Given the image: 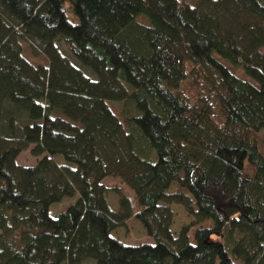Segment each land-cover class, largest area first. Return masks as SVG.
I'll list each match as a JSON object with an SVG mask.
<instances>
[{
	"label": "trees",
	"instance_id": "1",
	"mask_svg": "<svg viewBox=\"0 0 264 264\" xmlns=\"http://www.w3.org/2000/svg\"><path fill=\"white\" fill-rule=\"evenodd\" d=\"M0 119V264H264V0H0Z\"/></svg>",
	"mask_w": 264,
	"mask_h": 264
},
{
	"label": "rangeland",
	"instance_id": "2",
	"mask_svg": "<svg viewBox=\"0 0 264 264\" xmlns=\"http://www.w3.org/2000/svg\"><path fill=\"white\" fill-rule=\"evenodd\" d=\"M187 1L194 2L195 0H187ZM68 17L70 19H77V16L71 10L68 11ZM24 47H25L24 49L25 55L31 60H33L35 63L38 62V60L39 61L46 60V58L43 57V55L40 53L38 49L37 41L30 43V45L25 43ZM61 48L63 51H65L67 54L70 55V52L66 49L64 44H61ZM227 63L229 67L232 69V71L236 73L238 76H241L247 79H252V77L245 72L243 65H235L229 60L227 61ZM85 69L87 71L90 70L87 67H85ZM110 104L114 108L115 112L121 116L122 114L119 112V110L121 109V105H119L120 101L111 100ZM1 123H2V120L0 119V125L5 124V123H2V124ZM33 146H34L33 144L29 145L27 149L23 150L19 154L17 158L18 163L23 164V165H34L37 163V161L41 158V156H35L32 154L31 149ZM262 147L264 150L263 145ZM55 159H57L60 162H65L63 156L60 154L56 155ZM104 182L109 187V190L106 191V197L111 207H113L114 209L119 208L120 196L113 189H111L112 186H118L123 190V192L126 195H129L131 197L133 201L134 209H137V204L133 196V191L127 185H125L120 180V178L115 177V176H110V177L105 178ZM188 198L189 197H187L186 199L189 200ZM75 199H76L75 196L73 197L65 196L61 201L55 202L50 206V213L53 215H58L67 205L75 201ZM188 203L192 204L195 207L194 205L195 203L193 204L191 200L188 201L187 203L184 201L181 203L173 201L171 203V208L173 211L171 230L174 236H178L183 227L191 224L194 221L195 216L189 211ZM206 223L212 224V220H209ZM194 229L190 232V236H191L190 239L192 242L195 241ZM112 235L128 244H140L146 241H153L152 237L147 235L146 230L143 227V225L135 218H131L127 220L126 225L120 226L117 229H114L112 231ZM239 264H243V263H239Z\"/></svg>",
	"mask_w": 264,
	"mask_h": 264
},
{
	"label": "water",
	"instance_id": "3",
	"mask_svg": "<svg viewBox=\"0 0 264 264\" xmlns=\"http://www.w3.org/2000/svg\"><path fill=\"white\" fill-rule=\"evenodd\" d=\"M142 264H145V263H142Z\"/></svg>",
	"mask_w": 264,
	"mask_h": 264
}]
</instances>
